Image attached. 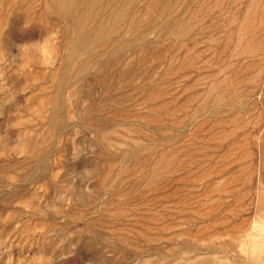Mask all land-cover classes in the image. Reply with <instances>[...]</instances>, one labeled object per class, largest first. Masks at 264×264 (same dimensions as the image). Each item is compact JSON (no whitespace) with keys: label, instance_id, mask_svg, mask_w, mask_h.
<instances>
[{"label":"rangeland","instance_id":"rangeland-1","mask_svg":"<svg viewBox=\"0 0 264 264\" xmlns=\"http://www.w3.org/2000/svg\"><path fill=\"white\" fill-rule=\"evenodd\" d=\"M0 264H264V0H0Z\"/></svg>","mask_w":264,"mask_h":264}]
</instances>
